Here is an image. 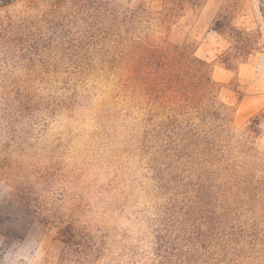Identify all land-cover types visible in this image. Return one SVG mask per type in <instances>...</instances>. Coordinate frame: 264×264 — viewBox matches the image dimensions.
Instances as JSON below:
<instances>
[{
    "label": "clouds",
    "instance_id": "clouds-1",
    "mask_svg": "<svg viewBox=\"0 0 264 264\" xmlns=\"http://www.w3.org/2000/svg\"><path fill=\"white\" fill-rule=\"evenodd\" d=\"M137 10L130 0L25 2L0 28V204L30 188L39 216L71 222L86 242L76 250L38 221L17 229L23 239L0 225V264H245L238 245L209 240L210 225L201 231L195 200L183 227L167 223L204 171L195 139L165 151L150 113L129 122L109 102L121 93ZM85 112L98 123L93 137L120 125L104 158L81 151ZM213 126L201 119L189 135ZM142 193L151 212L140 206Z\"/></svg>",
    "mask_w": 264,
    "mask_h": 264
},
{
    "label": "trees",
    "instance_id": "trees-1",
    "mask_svg": "<svg viewBox=\"0 0 264 264\" xmlns=\"http://www.w3.org/2000/svg\"><path fill=\"white\" fill-rule=\"evenodd\" d=\"M19 1L26 2L28 8L37 2L0 0V28L9 26L10 8ZM201 1L130 0V6L138 9L132 18L138 31L130 37L134 46L130 45L120 64L133 83L135 96L146 113L151 114L153 139L165 151L176 142L184 144L195 139L204 171L182 198L196 201L195 214L200 218L201 231H208L210 225L207 238L225 246L238 245L239 255L247 264L258 251L264 258V222L248 216L249 209L237 206L238 198L243 197L244 206L258 202L264 208V153L252 144L259 122L254 117L237 130L233 125L234 107L219 97L220 84L212 78L209 64L195 55L191 41H179L171 36L174 19L185 7H197ZM224 11L214 20L212 28L229 41L218 60L233 71L258 50L260 34L235 27L229 11ZM209 117L214 119L215 126L203 129V135L190 137V129ZM171 179L177 181L180 177ZM181 201L183 199H178L167 221L176 229L184 226L187 204L183 201L182 205ZM9 208L28 212L32 206L16 191ZM191 214L192 209H189L188 215ZM60 225L61 243L76 250L86 243L83 234L74 230L71 222L60 221Z\"/></svg>",
    "mask_w": 264,
    "mask_h": 264
},
{
    "label": "rangeland",
    "instance_id": "rangeland-1",
    "mask_svg": "<svg viewBox=\"0 0 264 264\" xmlns=\"http://www.w3.org/2000/svg\"><path fill=\"white\" fill-rule=\"evenodd\" d=\"M46 3L47 0H37L35 5L29 8H39ZM24 4V1L17 2L10 8V12L20 11ZM154 6H157L156 2ZM225 9L229 11L230 21L235 27L260 34L258 50L250 54L244 62L239 63L233 71L226 69L218 60V55L228 48L229 41L212 28L214 20L220 13L225 12ZM64 11L71 18L74 10L66 7ZM170 33L176 40L191 41L195 55L209 64L212 78L220 84L219 97L234 107L233 125L237 130L246 126L254 117L258 118V133L252 138V144L264 153V0H202L197 7H185L180 16L172 22ZM123 77L120 95L109 102L124 120L139 121L145 117V107L135 96L133 83L124 68ZM82 121L84 135L81 140V151L87 156L104 158L110 143L121 135L120 125L113 126L111 132H98L93 137L91 133L98 128L95 116L85 112ZM51 131L55 132L56 128L53 127ZM18 191L32 208L28 212H18L9 208L11 200L0 204V225L6 229L5 235L23 239V234L17 229L26 230L33 222L38 221L44 226L51 224L53 227L49 229V235L60 241L58 235L60 222L57 224L55 219L37 214L36 207H33L36 199L32 196L30 188L20 187ZM178 199H183L187 204V199L182 197ZM238 199L239 209L243 207L249 209L251 212L248 216L264 222V208L260 203L253 202L250 206H244L243 197ZM140 206L145 213L152 211L150 200L143 193L140 197ZM180 211L177 209L178 213H181ZM262 247L259 245L260 249ZM254 256L255 258L247 260V264H264V258L259 251Z\"/></svg>",
    "mask_w": 264,
    "mask_h": 264
}]
</instances>
